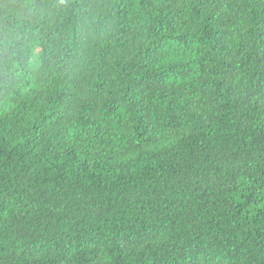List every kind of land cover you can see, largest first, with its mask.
Returning <instances> with one entry per match:
<instances>
[{"label": "trees", "instance_id": "1", "mask_svg": "<svg viewBox=\"0 0 264 264\" xmlns=\"http://www.w3.org/2000/svg\"><path fill=\"white\" fill-rule=\"evenodd\" d=\"M0 264H264V0H0Z\"/></svg>", "mask_w": 264, "mask_h": 264}]
</instances>
